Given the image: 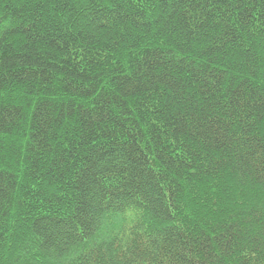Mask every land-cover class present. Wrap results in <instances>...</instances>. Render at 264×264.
Here are the masks:
<instances>
[{
    "label": "trees",
    "instance_id": "obj_1",
    "mask_svg": "<svg viewBox=\"0 0 264 264\" xmlns=\"http://www.w3.org/2000/svg\"><path fill=\"white\" fill-rule=\"evenodd\" d=\"M0 264H264V0H0Z\"/></svg>",
    "mask_w": 264,
    "mask_h": 264
}]
</instances>
